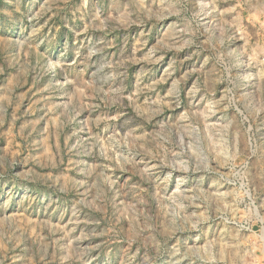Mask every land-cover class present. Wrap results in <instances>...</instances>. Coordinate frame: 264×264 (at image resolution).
<instances>
[{
    "label": "rangeland",
    "instance_id": "374dc122",
    "mask_svg": "<svg viewBox=\"0 0 264 264\" xmlns=\"http://www.w3.org/2000/svg\"><path fill=\"white\" fill-rule=\"evenodd\" d=\"M0 264H264V0H0Z\"/></svg>",
    "mask_w": 264,
    "mask_h": 264
},
{
    "label": "bare ground",
    "instance_id": "6f19581e",
    "mask_svg": "<svg viewBox=\"0 0 264 264\" xmlns=\"http://www.w3.org/2000/svg\"><path fill=\"white\" fill-rule=\"evenodd\" d=\"M238 62H239L238 69H239L240 71H242V69H243V63H242L240 60H239ZM244 73H245L246 77L244 78L243 84H244V85H247L248 82H249V80H250V75H249V73H247L246 71H245Z\"/></svg>",
    "mask_w": 264,
    "mask_h": 264
}]
</instances>
